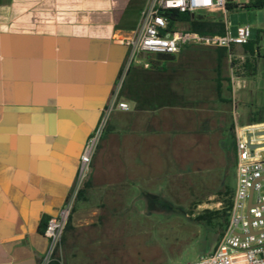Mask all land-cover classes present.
I'll list each match as a JSON object with an SVG mask.
<instances>
[{
	"label": "crops",
	"instance_id": "1",
	"mask_svg": "<svg viewBox=\"0 0 264 264\" xmlns=\"http://www.w3.org/2000/svg\"><path fill=\"white\" fill-rule=\"evenodd\" d=\"M144 3L0 0V264L44 260L47 222L70 197L83 148L104 118L122 73L118 102L129 110L110 112L86 193L116 195L106 168H96L107 142L133 155L122 166L136 171L137 165L138 177L154 180L159 165L173 162L175 131L156 127L157 122L187 110L191 85L200 88V71L195 76L190 62L180 63L194 51L190 47L176 55L137 54L129 62L130 48L114 38L136 28ZM132 135L138 139L131 141ZM123 179L130 178L115 182Z\"/></svg>",
	"mask_w": 264,
	"mask_h": 264
},
{
	"label": "rangeland",
	"instance_id": "2",
	"mask_svg": "<svg viewBox=\"0 0 264 264\" xmlns=\"http://www.w3.org/2000/svg\"><path fill=\"white\" fill-rule=\"evenodd\" d=\"M212 16L225 23V14ZM226 18L233 37L240 26L251 29L252 39L262 31L257 48L263 52L264 9H232ZM189 47L194 51L180 63L186 66L190 62L195 76L200 71L197 79L201 89L191 85L187 110L174 118H159L156 126L175 131L169 151L173 162L159 165L158 177L150 180L138 177L137 165L136 171L131 165L123 168L124 159L133 155L124 154L112 142L103 145L96 168H106L104 176L114 185L116 195L102 196L96 191L94 196L88 190L84 199L75 201L70 216L73 229L59 252L63 264H185L215 249L220 239L218 229L198 217L205 210L221 209L219 192L228 184L234 188L231 151L236 121L241 125L264 122V57L255 59V74L246 69L239 72L243 87L234 94L227 90L229 83L223 82L221 96L229 102H222L215 86V49ZM194 75L192 79H196ZM221 75L230 78L228 59L222 62ZM109 114L106 111V120ZM132 136L128 137L131 141L138 139ZM159 144L162 149L166 146L162 139ZM120 176L130 179L115 182Z\"/></svg>",
	"mask_w": 264,
	"mask_h": 264
},
{
	"label": "built area",
	"instance_id": "3",
	"mask_svg": "<svg viewBox=\"0 0 264 264\" xmlns=\"http://www.w3.org/2000/svg\"><path fill=\"white\" fill-rule=\"evenodd\" d=\"M249 0H145L139 21L130 34L114 38V42L130 48L129 62L137 54L176 55L189 46L225 48L228 52L230 82L233 94L241 89L239 72L245 69L247 58L252 56L244 46L251 39V29L240 26L237 35L229 33L226 18L228 7L242 9ZM166 10L180 13L225 14V34L199 36L169 27L168 19L163 15ZM263 56L258 48L254 50L256 59ZM137 60V59H135ZM119 77L112 95L109 113L114 109L129 110L128 104L118 102V94L124 81ZM243 81V80H242ZM107 118H103L83 148L75 187L59 211L45 227L44 235L48 248L41 264H49L56 251L60 250L62 237L68 220L74 209L79 190L90 175L92 158L96 152ZM235 148V185L229 210V222L215 249L202 255L197 261L185 264H264V122L241 125L236 121L234 134Z\"/></svg>",
	"mask_w": 264,
	"mask_h": 264
},
{
	"label": "trees",
	"instance_id": "4",
	"mask_svg": "<svg viewBox=\"0 0 264 264\" xmlns=\"http://www.w3.org/2000/svg\"><path fill=\"white\" fill-rule=\"evenodd\" d=\"M234 8L228 7V10ZM243 9H264V0H249L248 3L244 6ZM163 15L168 19L170 29L176 30L180 25L184 26V32H190L199 36H213V35H224L225 26L222 21L213 17V14H191V13H180L177 10H166ZM262 31L258 32L256 39H250L249 42L244 46L245 51H247L252 58H247L244 67L250 73H256L255 57H253L254 50L257 48L259 43V35ZM216 74L215 79L216 92L219 97V100L222 102H229L222 98V88L223 82L226 80L228 85V91L231 92L230 87V78H223L221 75L222 62L227 59L228 52L225 48H216ZM105 130V129H104ZM104 132V131H103ZM103 135V134H102ZM232 168L234 169L235 165V148H234V136H232ZM89 187V181L84 184L78 195L76 197L77 201L85 198L86 189ZM233 194V188L231 185H226L224 191L219 192V201L222 203V207L219 210H205L201 216L198 217L199 221L207 223L209 226L215 227L218 229L219 235L221 236L228 225L229 222V210L231 207V198ZM73 229L71 225V217L68 220L67 226L65 228L62 244H65L67 241L69 230ZM61 250V248H60ZM60 250L56 251L53 255L49 264H63L62 258L60 257Z\"/></svg>",
	"mask_w": 264,
	"mask_h": 264
}]
</instances>
